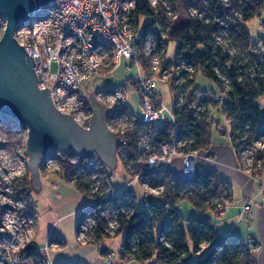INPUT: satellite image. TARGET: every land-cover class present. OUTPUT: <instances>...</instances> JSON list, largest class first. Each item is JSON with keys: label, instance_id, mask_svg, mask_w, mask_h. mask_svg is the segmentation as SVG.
I'll list each match as a JSON object with an SVG mask.
<instances>
[{"label": "built area", "instance_id": "2783aa9c", "mask_svg": "<svg viewBox=\"0 0 264 264\" xmlns=\"http://www.w3.org/2000/svg\"><path fill=\"white\" fill-rule=\"evenodd\" d=\"M181 1L148 0V3L155 15L177 20L176 5ZM192 10L190 6L188 11ZM201 12L205 13L206 8ZM203 19L205 17L200 20ZM259 23L264 29V22L259 20ZM149 24L146 18L136 15L135 0H58L36 9L33 18L16 33L15 38L35 62L39 88L48 89L55 108L64 115L72 116L82 127L92 117V114L85 115L86 105L89 104L90 109L92 106L85 85L92 79L106 80L119 68L132 74L126 78L124 86L113 91L94 90L91 99L104 102L107 107V126L118 138V161L129 177L123 190L116 194L128 196L140 182L143 209L150 212V198L160 197L165 192L164 185H151L156 173L166 170L179 158L183 168V177L179 179L191 181L198 161L209 163L207 157H203V151H183L194 140L180 135V118L184 117L194 125L204 123L211 127L219 121L222 132L228 137H231L233 123L224 118L223 108L226 92L230 89L229 82L222 78L225 91L218 89L212 96L192 99L188 86L194 82L195 67L176 56L174 60H169L164 50L159 48L158 38ZM218 32L214 34V39L221 46ZM53 66L56 72H52ZM215 72L220 75L218 70ZM128 80H132L135 87L127 83ZM161 87L170 91L171 108L163 101ZM167 127L171 129L173 142L156 145L155 137ZM25 134L24 161L27 163V131ZM255 148L264 150L263 140ZM248 153L253 154V149L248 148L243 157ZM13 160L8 150L0 149V264H53L49 253L56 245L48 241L44 250L34 245L37 214L28 196L20 194L19 184L25 179H16V184L9 177ZM87 160L90 165L84 167L83 160L78 157L70 156L64 162L52 157L41 168V173L63 176L67 164H70L76 167L71 184L79 179L88 184L92 178L99 179V171H106V167L95 165L99 160L96 154ZM246 166L243 162V167ZM190 175V179L186 180ZM99 184L95 189L93 185L90 187L94 193L105 185L100 179ZM108 193L109 189L104 190L101 196ZM229 207L219 205L215 218H222ZM244 212L248 218L251 217L250 204L244 207ZM101 216L107 221L106 232L114 236L119 223L113 208H108ZM94 226L96 223L91 214L85 213L77 234L78 245L94 246L101 256L105 251L107 261L111 263L110 253L101 244H89L90 230ZM255 243L254 240L249 241L247 248Z\"/></svg>", "mask_w": 264, "mask_h": 264}, {"label": "trees", "instance_id": "16d2710c", "mask_svg": "<svg viewBox=\"0 0 264 264\" xmlns=\"http://www.w3.org/2000/svg\"><path fill=\"white\" fill-rule=\"evenodd\" d=\"M135 1L136 15L150 22V30L158 38L159 48L164 50L166 56L169 45L176 44V57L195 67L194 82L188 86L192 99L207 94L196 88L199 75L222 91H225L222 78L229 82L230 89L226 92L223 108L226 119L233 123L230 137L232 145L243 170V153L248 148L256 150L249 173L253 177L262 176L264 150L256 149L255 145L262 140L264 142V111L259 106V102L264 99V42L253 41L247 24L253 20L264 22V0H229L227 5L221 0H182L176 5L180 14L187 13L190 6L203 11L207 3L209 12L213 15L212 21L206 23L207 18L181 21L178 27L169 33L167 40L161 39L157 29L160 26L161 31L168 32L167 19L155 15L148 0ZM215 17L217 22L214 21ZM220 24L228 26L226 31L241 55H233L230 50L226 51L217 45L214 34L221 30ZM180 128V135L189 136L194 140V143L187 145L183 151L202 152L210 149L213 127L204 123L194 125L190 120L181 117ZM171 133V129L167 127L155 137L154 143L161 145L173 142ZM51 156L64 162L72 155L54 151ZM88 161L83 160L82 166H89ZM118 163L121 165L120 161ZM95 165L105 168L100 159ZM75 170L76 167L67 164L62 177L69 184L75 177ZM108 172L99 171L98 178L105 185H101L97 193L90 188L92 180L87 184L79 179L73 184L79 194L91 200V204L81 212L77 228L78 234L83 216L89 212L96 223L90 230V245H99L105 240L124 234L121 258L126 263L257 264L253 258L254 251L259 248L257 244L247 248L242 238L234 235L221 236L216 230L213 218L217 207L231 206L235 201L234 184L217 171L198 165L191 181H182L167 170L156 173V179L152 180L151 185L157 186L160 183L164 185L165 192L151 202L150 212L143 209V204L139 202L143 195L139 198L136 189L128 193V196L117 195L111 182L112 174ZM19 189L20 194L27 195L33 204L34 189L28 169L27 180L19 184ZM107 189L108 195L101 196ZM183 203H189L196 210L197 216L189 220L184 218L179 209ZM108 208H113L119 223V229L114 236L106 232L107 221L101 216ZM206 246H210V250L203 255ZM102 257H107L105 251Z\"/></svg>", "mask_w": 264, "mask_h": 264}, {"label": "water", "instance_id": "95a60500", "mask_svg": "<svg viewBox=\"0 0 264 264\" xmlns=\"http://www.w3.org/2000/svg\"><path fill=\"white\" fill-rule=\"evenodd\" d=\"M55 1L58 0H0V15L6 20L0 40V116L27 131V166L37 191L41 188V168L54 151L82 160L96 154L111 171L119 166L118 138L108 129L106 111L91 106L93 116L88 128L60 113L49 90L39 88L35 62L15 38L36 9Z\"/></svg>", "mask_w": 264, "mask_h": 264}, {"label": "rangeland", "instance_id": "374dc122", "mask_svg": "<svg viewBox=\"0 0 264 264\" xmlns=\"http://www.w3.org/2000/svg\"><path fill=\"white\" fill-rule=\"evenodd\" d=\"M221 1L226 4L230 3L229 0ZM205 8V13L198 11L195 6H192L193 10L191 12L188 11V13H185L184 15L178 12L177 20H172L170 18V20H167V24L169 25L168 32L161 31L160 27L157 28L159 30L160 37L163 40L169 39V33L172 30L176 29L181 21H186L187 19H202V17H205L208 19L206 20L207 22H209V20L212 21L211 18H213V15L209 12V6L206 5ZM214 21L217 22L216 17L214 18ZM5 27L6 20L3 16L0 15V40L4 35ZM221 27V30L217 34V39L220 41L222 48L226 51L230 50L233 55H241L239 48L231 41L229 33L226 31L228 30V26L223 24V26ZM247 29L253 37L254 42H264V29H262L259 20H253L249 22L247 24ZM176 50V44L169 45L167 55L169 60H174L176 56ZM229 68H231V65H229ZM52 72H56L55 66H53ZM131 76L132 74L127 73L124 68H119L116 73H114L106 80H90L84 87V89L88 91L87 98L91 102L90 104L93 107H101L107 111V107L104 102H98L94 99H91L94 90L100 92L113 91L114 89L124 86L126 78H130ZM127 83H130L135 87V83L132 80H128ZM196 88L202 92L207 93L206 95H200L201 98L204 96H212L215 91L218 90L211 81L206 80L202 75H199L196 80ZM159 90L162 93L164 103L167 104L169 108H171L172 102L170 91L166 87H161ZM259 106H261L264 111V99L259 102ZM91 114L93 116V112L90 109L89 105L85 107V115L90 116ZM224 118H226L225 115ZM91 119L83 123V127L88 128ZM219 130L222 131V128H220ZM25 133L26 130L11 122L8 118L0 116V149L2 148L8 150L12 154V158H14V163L9 169L8 174L11 180H13V182L16 184V179L18 180L22 178V180H27V163H25L24 161L26 139ZM255 152L256 150L254 151V153ZM253 155L254 154L252 153H248L246 157L242 156V163L244 162L247 165L246 168H244L245 171L250 170ZM198 163L202 165L200 161H198ZM166 170L173 173L177 177H183V168L179 164L178 159H176L171 165L167 166ZM106 171H110V173L112 174L111 182L114 192L118 193L123 190V188L129 181V177L123 170L122 164L118 166L117 170L111 171L106 168ZM63 179L64 178L59 174L57 175L54 173H50L47 176V180H43L44 182L42 183L41 190L37 191L34 189L32 192V201L34 204L35 213L37 214V228L34 245L38 249L44 250L47 246L48 239L49 241L52 240L56 243L57 239L62 238L66 241L67 245H65V247L58 248V250L56 248L50 250L49 256L53 264H81V261L79 259V257L81 256V252L79 249L81 248L77 242L78 219L81 210L83 211V208L88 207L91 204V200L77 194L74 186L64 181ZM92 179L93 180L91 184L88 183L90 184V186L93 185L94 189L100 186L99 179ZM47 182H49V184H47ZM134 189L137 190V194L140 198V195H143L141 183H136ZM98 191H96L95 193H97ZM102 193H104V191ZM157 198H150V202H153V199ZM139 202L140 204H143V196L142 199L140 198ZM124 239L125 235L122 234L118 237L108 239V241L106 242V247L110 250V252L114 254V258L116 260H118L119 252L124 247ZM209 250L210 247L206 246L203 251V255H205Z\"/></svg>", "mask_w": 264, "mask_h": 264}, {"label": "crops", "instance_id": "0c3cea01", "mask_svg": "<svg viewBox=\"0 0 264 264\" xmlns=\"http://www.w3.org/2000/svg\"><path fill=\"white\" fill-rule=\"evenodd\" d=\"M212 127V145L208 151L202 152L203 157H207L209 163L201 161V166L217 171L221 176L231 181L235 187L234 204L228 208L227 213L222 218L217 219L215 216L213 218L216 230L221 236L234 235L242 238L246 243L254 240L259 248L254 251L253 258L257 264H264V174L253 177L249 172L243 170L230 137L219 130V121H216ZM178 161L182 167V160L178 158ZM48 175L41 173V188L43 180H47ZM76 193L79 194L77 190ZM247 204L251 206L250 218L244 212V207ZM179 209L183 217L188 220L197 216L196 210L189 203L181 204ZM81 212L79 213V217ZM107 241L105 240L101 246L110 253L111 263L105 257L98 254L94 246H87L80 247L81 249H79L81 252V256L79 257L81 264H140L136 262H124L121 258L122 249L119 252L118 260H116L114 254L106 247ZM51 242L56 245L55 248L57 250L67 245L66 241L62 238L57 239L56 243L52 240Z\"/></svg>", "mask_w": 264, "mask_h": 264}]
</instances>
